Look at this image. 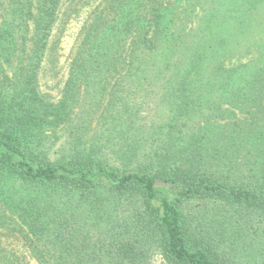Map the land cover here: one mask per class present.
Here are the masks:
<instances>
[{"label": "trees", "instance_id": "16d2710c", "mask_svg": "<svg viewBox=\"0 0 264 264\" xmlns=\"http://www.w3.org/2000/svg\"><path fill=\"white\" fill-rule=\"evenodd\" d=\"M84 7L50 101L54 28ZM73 122L125 130L55 146ZM24 251L264 264V0H0V264H28Z\"/></svg>", "mask_w": 264, "mask_h": 264}, {"label": "rangeland", "instance_id": "374dc122", "mask_svg": "<svg viewBox=\"0 0 264 264\" xmlns=\"http://www.w3.org/2000/svg\"><path fill=\"white\" fill-rule=\"evenodd\" d=\"M90 8L84 7L81 8L79 11V14H73L69 17V19L62 21V19L57 23V25L54 28V38L55 41L57 40V44L55 46L54 53L56 55V62L53 65H50V63H46L43 66V72H41V77L39 80V90L48 100L50 101H57L61 96V91L63 89V85L65 82V79L67 77V71H68V62L70 60V56L72 54V50L74 46L77 44L79 40V30L81 28L82 23L84 22ZM62 17V16H61ZM240 61H246L245 59H241L238 61H232L233 65L238 64ZM98 89L97 87H87V88H81L79 89L81 92V95H79L80 102L79 104H83V101L87 103H90L95 100L97 95H94L93 92ZM85 93H88V96H85ZM93 93V94H92ZM125 93L120 94L121 96H127L124 95ZM109 97L108 95L105 96V98ZM129 98V96H127ZM146 100V98L144 99ZM79 105V106H80ZM78 105L74 108V113L72 116H74L75 112H79ZM152 106V105H149ZM74 123L72 124H66V126H61L58 129H54L55 133L58 136V139L55 140V146H58L65 141V138L69 136V134L74 131L77 133H80L82 136H92L95 133H101L104 135H109L112 137V141H117L122 133L123 124L119 123L118 126L114 129H98L96 126V122H93L89 129H85L84 127L82 129H73ZM72 127V129H71ZM121 130V132H120ZM197 129H185V133H189L190 131ZM214 131V129H213ZM116 135V137L114 136ZM165 136L163 137V139ZM166 141V140H165ZM207 143H205L206 145ZM217 145L219 143H216ZM25 257V260L28 264H35V261L30 256V254L26 251L22 253ZM152 264H164L161 257H155L152 261Z\"/></svg>", "mask_w": 264, "mask_h": 264}]
</instances>
